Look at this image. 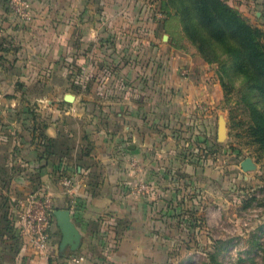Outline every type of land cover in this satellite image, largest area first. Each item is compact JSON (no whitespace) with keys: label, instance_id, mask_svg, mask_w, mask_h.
<instances>
[{"label":"crops","instance_id":"1","mask_svg":"<svg viewBox=\"0 0 264 264\" xmlns=\"http://www.w3.org/2000/svg\"><path fill=\"white\" fill-rule=\"evenodd\" d=\"M27 1L30 22L0 0V212L5 198L14 207L48 194L71 211L82 243L61 251L55 221L46 253L20 239L0 245V264H188L211 223L199 219L200 164L181 137L189 120L215 133L213 73L194 49L170 44L156 0ZM226 1L264 29V0Z\"/></svg>","mask_w":264,"mask_h":264},{"label":"rangeland","instance_id":"2","mask_svg":"<svg viewBox=\"0 0 264 264\" xmlns=\"http://www.w3.org/2000/svg\"><path fill=\"white\" fill-rule=\"evenodd\" d=\"M161 3V0H156L154 9L152 7L153 15L160 23H167L166 32L171 36L170 44L184 52L194 49L208 66L207 72L213 73L218 84L215 133H200L197 124L193 125L192 120H189L184 124L187 127L186 134L181 137L185 144L183 154L191 161L195 158L196 164H200V192L203 197L199 219L203 226L207 222L211 223V227L208 226L206 233H203L207 239L202 240L200 246H195L198 250L193 253V260L188 264H212L211 257L216 252L217 261L222 264H264V148L253 143L242 132V128L231 121L230 112L237 107L235 101L239 94L233 91L230 100L227 99L221 81L220 63L207 61L197 46L187 39L180 16L171 11L169 4L167 16L158 18L155 15L157 7L162 10ZM181 74L188 77L190 71L183 68ZM239 83V80H234L236 88H240ZM196 105L204 113L212 108L206 100H199ZM203 116L198 117V120H202L204 126ZM220 118L226 121L225 137L222 140L218 138ZM246 158L254 161L255 169L243 170L241 163ZM188 219L191 220L192 216L189 215Z\"/></svg>","mask_w":264,"mask_h":264},{"label":"trees","instance_id":"3","mask_svg":"<svg viewBox=\"0 0 264 264\" xmlns=\"http://www.w3.org/2000/svg\"><path fill=\"white\" fill-rule=\"evenodd\" d=\"M161 2L164 17L169 4L171 11L180 16L187 39L207 61L220 63L227 99L230 100L233 91L239 94L237 107L230 112L231 121L253 143L264 148V29L252 24L225 0ZM235 79L240 81V88L235 87ZM34 132L48 149L49 140L42 131L36 127ZM68 170L62 168L61 176ZM13 205L5 198L0 212V245L7 246V250H14L21 239L10 218ZM211 258L212 264H222L217 261V252Z\"/></svg>","mask_w":264,"mask_h":264},{"label":"built area","instance_id":"4","mask_svg":"<svg viewBox=\"0 0 264 264\" xmlns=\"http://www.w3.org/2000/svg\"><path fill=\"white\" fill-rule=\"evenodd\" d=\"M10 4L20 18L27 22L32 21L31 5L27 0H10ZM155 15L158 18H164L163 12L158 7L155 9ZM64 184L72 189L74 178L65 176ZM139 190H147V185H139ZM12 209L14 212H10V218L21 240L37 251L46 253L51 247L52 230L55 223L53 214L55 206L51 196L32 192L17 202ZM70 259L74 263H81L85 258L71 255Z\"/></svg>","mask_w":264,"mask_h":264},{"label":"water","instance_id":"5","mask_svg":"<svg viewBox=\"0 0 264 264\" xmlns=\"http://www.w3.org/2000/svg\"><path fill=\"white\" fill-rule=\"evenodd\" d=\"M75 97L72 94H67L65 100L69 103L74 101ZM226 121L223 118L219 120L218 138L222 140L225 137ZM241 166L244 171H251L255 169L256 165L251 158H246ZM53 214L55 221L62 233V239L60 242V250L65 251L70 248L73 251H77L81 247L82 235L77 228L76 224L72 220L71 211L66 208L55 207Z\"/></svg>","mask_w":264,"mask_h":264}]
</instances>
